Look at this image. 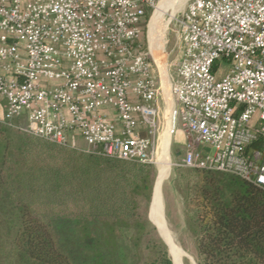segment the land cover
Masks as SVG:
<instances>
[{"label":"built area","instance_id":"1","mask_svg":"<svg viewBox=\"0 0 264 264\" xmlns=\"http://www.w3.org/2000/svg\"><path fill=\"white\" fill-rule=\"evenodd\" d=\"M156 1L0 0V123L152 164L168 115L179 166L264 187V0H189L166 93L140 38Z\"/></svg>","mask_w":264,"mask_h":264},{"label":"trees","instance_id":"2","mask_svg":"<svg viewBox=\"0 0 264 264\" xmlns=\"http://www.w3.org/2000/svg\"><path fill=\"white\" fill-rule=\"evenodd\" d=\"M190 169L196 264H264V187ZM153 177L149 163L0 125V264H173L148 218Z\"/></svg>","mask_w":264,"mask_h":264},{"label":"rangeland","instance_id":"3","mask_svg":"<svg viewBox=\"0 0 264 264\" xmlns=\"http://www.w3.org/2000/svg\"><path fill=\"white\" fill-rule=\"evenodd\" d=\"M160 0H157L155 6L150 9L149 17L145 22L141 35V42L144 48L149 52L152 61L154 59L156 65L160 71L161 79L163 80V90L167 92V85L174 75L177 61L179 58L178 44L176 38V27L174 23V18L178 17L186 8L189 0H168V5L165 12L162 15V23H165V29L162 34L163 40V65L165 67V77L161 72V67L159 66L156 59L152 56L149 49L148 41V26L154 14V11ZM171 1V2H170ZM163 76V77H162ZM168 79L164 83V80ZM166 87V88H165ZM0 125H2L0 123ZM4 126V125H2ZM174 130V129H173ZM173 130H171V138L169 143V161L170 167L168 174L163 178L161 182V204L162 213L165 224V229L171 233L172 239H174L175 244L182 252L180 256L181 264H196L197 260V250H196V228L193 225L191 212L186 205L187 196L189 195L192 182L195 178V173L186 167H181L178 165L181 158L183 157V145L179 142L182 137L180 132L174 135ZM175 136V137H174ZM43 142H40L42 144ZM39 144V145H40ZM83 146L82 140H79L78 149L81 151ZM43 147V146H42ZM154 167V177H153V195L155 190V183L157 180V166H156V156L155 162L151 164ZM59 198H63L57 196ZM151 209V208H150ZM149 218L152 223L156 226L157 230L154 235L159 236L167 244L168 251L169 245L162 233L158 229L151 213L149 210ZM170 254V252H169ZM171 258L172 255L170 254ZM173 261V260H172Z\"/></svg>","mask_w":264,"mask_h":264},{"label":"bare ground","instance_id":"4","mask_svg":"<svg viewBox=\"0 0 264 264\" xmlns=\"http://www.w3.org/2000/svg\"><path fill=\"white\" fill-rule=\"evenodd\" d=\"M168 3H169L168 0L159 1L147 30L150 53L156 59L159 66L161 67L160 69L164 77L166 76L165 75L166 73H165V67L163 65L164 57L162 54L163 53L162 34L166 24L162 23V15L165 12ZM164 83L167 84L166 80H164ZM168 118L169 116L167 115V122L161 132L159 144H158V150L156 153L157 180L155 183V190L152 198V204L150 207L151 208L150 213L152 214V217L158 229L162 233V236L165 238V240L169 245V252L172 255L173 264H181L180 256L182 252L175 244L174 239H172L171 233H169L168 230L165 229L163 213H162V204H161V200H162L161 182L163 178L168 174L170 167L169 143L171 138V125Z\"/></svg>","mask_w":264,"mask_h":264},{"label":"crops","instance_id":"5","mask_svg":"<svg viewBox=\"0 0 264 264\" xmlns=\"http://www.w3.org/2000/svg\"><path fill=\"white\" fill-rule=\"evenodd\" d=\"M3 113V100L0 98V115ZM182 137L179 139V142L182 144Z\"/></svg>","mask_w":264,"mask_h":264},{"label":"water","instance_id":"6","mask_svg":"<svg viewBox=\"0 0 264 264\" xmlns=\"http://www.w3.org/2000/svg\"><path fill=\"white\" fill-rule=\"evenodd\" d=\"M152 198H153V190H152V197H151V201H150V206H149V210L152 204ZM148 218H149V213H148ZM149 220L151 221V219L149 218ZM152 222V221H151ZM154 225V224H153ZM155 226V225H154ZM156 227V226H155ZM157 229V228H156ZM158 231V230H157ZM162 238V237H161ZM164 241V240H163ZM166 244V243H165ZM167 245V244H166Z\"/></svg>","mask_w":264,"mask_h":264}]
</instances>
